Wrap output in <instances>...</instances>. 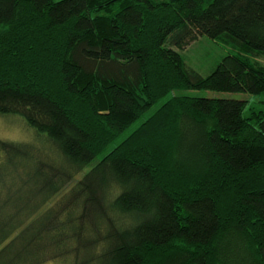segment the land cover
<instances>
[{
    "label": "trees",
    "instance_id": "trees-1",
    "mask_svg": "<svg viewBox=\"0 0 264 264\" xmlns=\"http://www.w3.org/2000/svg\"><path fill=\"white\" fill-rule=\"evenodd\" d=\"M198 37L233 47L208 75ZM258 57L264 0H0V114L36 138L0 137V264H264V108L175 93L264 95Z\"/></svg>",
    "mask_w": 264,
    "mask_h": 264
},
{
    "label": "rangeland",
    "instance_id": "rangeland-1",
    "mask_svg": "<svg viewBox=\"0 0 264 264\" xmlns=\"http://www.w3.org/2000/svg\"><path fill=\"white\" fill-rule=\"evenodd\" d=\"M233 47L229 44H224L222 41L213 40L207 37H198L193 40L183 51L188 65L199 71L203 75H208L216 66L217 62L223 55L231 51ZM261 63H264V58L258 57ZM175 93L187 94L191 96H220V97H246L249 99V106L257 110L264 108V95L253 96L251 94L232 93V92H216L207 89H187L178 90ZM144 117L140 118L121 135L116 141H120L128 135L137 125L143 121ZM0 137L8 140L19 142H30L35 140V131L31 128L24 118L20 115L0 114ZM115 141V143H116ZM114 146L111 144L105 152L100 154L92 163H96L105 153ZM90 167V166H89ZM87 167L86 169H88ZM45 264H62L59 261L48 260Z\"/></svg>",
    "mask_w": 264,
    "mask_h": 264
}]
</instances>
